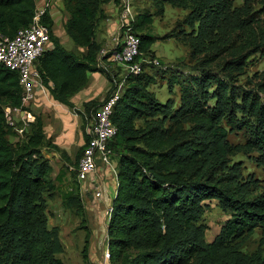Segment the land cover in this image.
Here are the masks:
<instances>
[{
  "label": "trees",
  "instance_id": "16d2710c",
  "mask_svg": "<svg viewBox=\"0 0 264 264\" xmlns=\"http://www.w3.org/2000/svg\"><path fill=\"white\" fill-rule=\"evenodd\" d=\"M110 1L117 0H62L67 12L63 27L76 45L84 47L82 53L60 43L48 6L41 16L52 45L37 57L35 69L51 96L81 115L84 145L89 140L85 125L102 100L90 99L80 110L70 96L86 85L89 71L103 73L112 83L101 64L111 53L101 57V43L95 40V23L106 15L103 5ZM208 1L212 0H197L183 20L191 28L198 22L189 54L198 62L195 73L181 82L170 81L179 83L178 106L171 110L172 100L159 101L148 88L153 76L142 71L127 77L113 107L111 121L117 132L109 145L117 160V185L106 231L110 264H264V190L249 195L243 186L224 182L214 171L216 165L223 166L226 153L235 151L255 152L256 160L264 164V74L250 87L235 82L248 57L264 53V34L232 53L235 42L219 43L214 31L223 34L230 24L241 29L251 24L231 16L227 0L215 8ZM35 10V0H0V35L13 37L31 23ZM151 21L144 12L132 22L140 50L148 56L154 54L150 48L154 41L171 35L142 30ZM209 48L211 52L198 57ZM14 107L31 115L22 104L18 73L0 63V264H63L57 256L63 250L59 227L48 225L47 197L56 185L49 177L48 158L40 151L43 145L59 148L45 138L39 116L21 139L10 141L15 130L7 123V109ZM138 118L144 122L137 124ZM239 130L246 135L244 143H229L228 133ZM73 181L62 205L82 212L80 183ZM211 200L227 217L207 241L199 220ZM255 228L261 234L260 246L249 255L240 242ZM88 244L86 232L81 255L93 264Z\"/></svg>",
  "mask_w": 264,
  "mask_h": 264
},
{
  "label": "rangeland",
  "instance_id": "374dc122",
  "mask_svg": "<svg viewBox=\"0 0 264 264\" xmlns=\"http://www.w3.org/2000/svg\"><path fill=\"white\" fill-rule=\"evenodd\" d=\"M221 1L212 0L208 2H212L210 7L215 8ZM110 2L119 8L120 23L125 17H128L132 23L137 14L147 12L151 16L152 21L149 24L146 23L142 30L149 31L158 36L171 34L166 39H157L151 44L154 52L152 57L158 60V64H147L143 72L153 76V82L148 85V88L154 93L155 97L161 102H165L168 99L172 100L171 110L177 107L179 103V83H170V81L176 80L177 82H181L186 75L197 71L198 59L190 57L189 54L191 36L192 34H196L198 22L196 21L192 28L183 22L191 9L198 3L197 0H176L175 2L167 0H117L116 2ZM227 3L229 4L227 11L231 13V16L236 15L239 21L240 19H245L251 26L241 29L237 25L230 24L226 26L223 34L217 30L213 34L219 40V43L223 40H226L228 45L235 42L230 51L237 53L244 42L250 41L254 36L258 39V37L264 34V0H227ZM236 8H242V13L237 14ZM62 13L65 15L64 11ZM105 18L106 15L96 21L95 38L102 35L103 39L101 43L103 44L111 38L110 42L114 45H106L108 47H105L104 51H101V57L108 50H113L116 47V42L120 39V30L113 39L110 35L104 33ZM61 19L63 18L61 17ZM59 27L61 28V26ZM55 29L56 31L59 30L58 20H56ZM62 41L67 48L74 46L71 39L67 38ZM211 51L212 48H209L201 52L198 57ZM104 62L101 64L107 68V72L112 79V83H109L111 85L110 90L118 86L123 87L127 77L131 74L109 59H106ZM262 74H264V53L258 51L248 57L243 72L237 74L235 82L244 87H250ZM105 92L101 93V99L106 95ZM95 116L96 110L92 112L91 117L88 119L89 125L94 121ZM143 122V118L136 120L137 124H142ZM168 123L170 122L165 121V124ZM185 125L187 127L188 123H185ZM245 138L246 135L241 130L230 131L227 135V141L233 145L244 143ZM43 154L47 155L44 152ZM255 156V152L235 151L226 153L225 161L222 163L223 166L219 164L214 167L215 174L221 180H224V182L225 180L230 181L233 186L240 184L249 195L260 193L264 190V164L258 162ZM72 174L74 178V170ZM81 198L83 203L82 212H77L74 205L67 208L61 204V209H56L55 203L58 199L55 196L48 202L50 209L48 225L49 227L53 225L59 227L63 250L57 256L62 259L63 264H87L81 255V250L86 232H89L90 236V231L94 230L93 223L97 224V227L100 226V232H102L99 244L105 240L103 239L104 222L96 221L99 218L94 210L90 208V206L94 207L95 204L85 201L82 195ZM110 208L111 206L105 211L104 219H107V221ZM226 217L227 212L216 201H207L206 209L201 214L199 220V222L205 225L204 235L207 241H210L218 233L221 223ZM260 237L261 234L258 228L246 234L240 242L241 250L249 255L255 252L260 246ZM94 247L96 249V241H94V238L91 240L89 237L88 249L94 250ZM101 252L102 254L99 255L105 257L104 251L102 250Z\"/></svg>",
  "mask_w": 264,
  "mask_h": 264
},
{
  "label": "crops",
  "instance_id": "0c3cea01",
  "mask_svg": "<svg viewBox=\"0 0 264 264\" xmlns=\"http://www.w3.org/2000/svg\"><path fill=\"white\" fill-rule=\"evenodd\" d=\"M35 3L36 7L40 8L43 5V0H35ZM103 9L106 14L104 33H107L113 39L114 36H117L121 25L119 8L117 5L109 2L103 5ZM62 11H64L65 15ZM48 12L53 20V32L58 36L60 43L65 47L62 40L67 38L71 39V37L66 33L63 27L64 21L67 18V12L64 9L62 0H50ZM61 17L63 19H61ZM56 20H58V31L55 29ZM59 26H61V28ZM102 39V35L95 38V40L100 43ZM110 39L106 40L104 44L101 43V51H104L105 47H108L106 45L113 44L110 42ZM73 44L74 46H72V48H65L72 50L75 53L84 52V47L78 46L74 42ZM151 50L153 49L151 48ZM107 52L111 53L112 50H108ZM102 63L105 62L102 61ZM118 66L122 68L121 65ZM87 75L88 81L86 85L70 96V100L73 102L75 107L80 110H83V103L90 99L102 100L104 97L102 99L100 98L101 93L104 91L107 92L111 86L109 84L110 81L99 71H89ZM23 105L30 110L31 115H27V112L23 109L15 110L13 108H9L7 110V121L14 122L17 128L15 129L12 127L15 132L9 135V139L12 142L21 139L23 130L27 131L30 128V122L33 121L35 116H39L41 118L45 138L59 148V150H55L48 145H43L40 149L42 154L43 152L47 154L46 156L44 154L43 155L48 158V163L51 168L49 177L51 180H54L56 185L52 195L47 197V201L49 202L50 199L55 196V198L58 199L55 203V208L61 209L62 196L67 194L74 185L73 180L75 179V176L73 178L72 174V167H74L73 162L76 160L78 151L83 147L85 142L82 131V117L80 114L74 112L69 106L55 100L49 93L47 87L40 82L39 78L34 86L33 97ZM85 127L88 132L89 121H87ZM61 151L64 152V155H61ZM80 153L81 152H79V155ZM116 162L117 160L114 157V153L111 156L109 165L100 160L96 169L80 182V191L82 196L85 198V201L95 204L94 207L90 206V208L94 210L99 218L96 221H103L105 225L103 232V239L105 240H102L103 243L99 244L100 237H102L100 226L97 227V224L93 223L94 230L90 231V239L92 240L94 238V241H96V249L95 247L94 250L91 248L88 249V257L90 262L93 264H110L107 258L99 254H102V250L104 251L103 254L105 251H108L106 241L107 219L104 218L105 211L111 206V202L116 193ZM98 187L102 190V194L99 197L94 195V190ZM99 248L101 249L100 251Z\"/></svg>",
  "mask_w": 264,
  "mask_h": 264
},
{
  "label": "built area",
  "instance_id": "2783aa9c",
  "mask_svg": "<svg viewBox=\"0 0 264 264\" xmlns=\"http://www.w3.org/2000/svg\"><path fill=\"white\" fill-rule=\"evenodd\" d=\"M49 3L50 0H43L42 7H36L31 23L18 29L13 37L0 35V63L18 73L22 88V104L33 97L34 86L39 78L35 60L52 45L49 29L41 21V16ZM120 26V39L116 43L119 47L111 52L108 59L121 65L129 74L142 72L147 64H158V60L140 50V36L133 30L128 17L121 21ZM121 89L122 87L118 86L110 90L96 109L94 121L88 127L89 140L82 149L77 166L72 167L79 183L96 169L100 160L110 164L113 151L109 143L117 132L111 121V114L121 95ZM7 123L17 129L14 122ZM101 194L100 187L94 190L95 196L99 197ZM104 256L108 258V251H105Z\"/></svg>",
  "mask_w": 264,
  "mask_h": 264
}]
</instances>
